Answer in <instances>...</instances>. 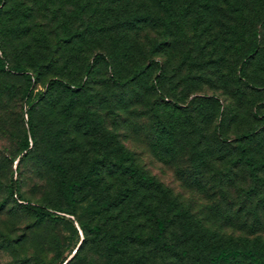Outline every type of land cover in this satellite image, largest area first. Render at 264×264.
Returning a JSON list of instances; mask_svg holds the SVG:
<instances>
[{"label":"rangeland","instance_id":"1","mask_svg":"<svg viewBox=\"0 0 264 264\" xmlns=\"http://www.w3.org/2000/svg\"><path fill=\"white\" fill-rule=\"evenodd\" d=\"M169 4V13L155 0L0 4V264H115L122 250L142 252L108 251L148 225L105 205L124 179L107 169L110 148L214 239L264 250V0ZM143 66L125 86L114 82ZM90 165L72 215L60 183Z\"/></svg>","mask_w":264,"mask_h":264},{"label":"trees","instance_id":"2","mask_svg":"<svg viewBox=\"0 0 264 264\" xmlns=\"http://www.w3.org/2000/svg\"><path fill=\"white\" fill-rule=\"evenodd\" d=\"M156 5L161 11L169 13L170 0H155ZM3 0H0V4ZM255 47L252 48V52ZM99 57V55L97 56ZM102 58V56H100ZM0 69L3 66L0 62ZM145 67L136 69L128 78L122 81H114L115 83L125 86V84L138 78L143 74ZM27 87L31 84V78L28 74H24ZM50 87H64L62 82L52 80ZM76 93V89L71 90ZM32 91H29L31 95ZM36 102L27 110L29 130L33 134V126L31 123V113L36 108ZM87 118V117H86ZM253 137V133H245L240 136L241 139L249 140ZM28 143L25 137V143L22 150L28 149ZM241 160L248 167L252 174L255 166L247 155V150L241 148ZM25 155V154H23ZM109 172L118 173L123 177V183L115 190L108 191L109 197L106 200V206L113 208L116 206L127 207L128 216L135 219L138 216L148 223L140 225V231H135L134 227L131 231L118 241L113 242L108 250L111 257L114 252H118L117 248L135 245L142 250L136 253V248L125 249L118 253L120 258L115 264H146L149 254L165 253L168 257L175 259L174 264H264V250L257 245L249 248L246 245L241 247L237 243L218 241L214 239V233H209L200 225L191 221L184 210L171 200L166 190L161 187L150 177L139 169L125 151H113L111 148L104 155ZM94 167L91 165L86 172L78 173L77 179L68 177L67 182L60 183V193L67 202L68 212L75 214V192L86 183L87 178L92 174ZM9 195H13L12 187L9 189ZM27 207L36 211L38 218H51L52 214L33 205L27 204ZM129 222V219L127 220ZM142 226V227H141ZM82 231L87 230L85 224L80 225ZM150 228L148 232L143 234V230ZM101 228L99 225L93 227V231L99 234ZM138 250V249H137Z\"/></svg>","mask_w":264,"mask_h":264}]
</instances>
